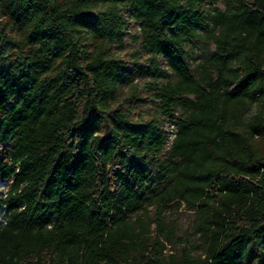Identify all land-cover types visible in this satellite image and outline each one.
<instances>
[{"label":"trees","instance_id":"trees-1","mask_svg":"<svg viewBox=\"0 0 264 264\" xmlns=\"http://www.w3.org/2000/svg\"><path fill=\"white\" fill-rule=\"evenodd\" d=\"M206 1L0 0V264H264V0ZM129 19L155 81L171 70L148 83L169 147L113 108ZM175 202L196 210L181 235Z\"/></svg>","mask_w":264,"mask_h":264},{"label":"rangeland","instance_id":"rangeland-1","mask_svg":"<svg viewBox=\"0 0 264 264\" xmlns=\"http://www.w3.org/2000/svg\"><path fill=\"white\" fill-rule=\"evenodd\" d=\"M225 0H207L204 8L207 11H211L214 8L223 10ZM3 21V17L0 12V22ZM9 33L12 35L13 32L9 29ZM140 41V28L137 22L129 19L127 26V33L124 39V46L122 48L116 45L112 46V52L115 53L121 61L125 64L128 70L132 73V85L135 95L138 100H134L130 95L131 87L129 84H125L124 87L119 91L118 100L113 105L114 109H123L128 112L133 119L139 117L143 119L156 117L163 125L164 129L168 133V143L166 147H169L175 131L176 123L170 122L166 117H163L157 110V99L148 91V83L157 82L167 83L168 80H172L171 70L169 69L168 63L161 56L156 58L157 64L166 69L170 77H161L155 81L154 77L151 76L150 71L147 68L152 60L150 53L141 51L139 48ZM215 44L209 39L201 40L196 46L189 49L188 60L191 64V68L196 73L199 64L205 60L209 54L215 49ZM131 89V90H130ZM181 109L177 110L180 113ZM9 181L0 182V199L3 198L8 190ZM150 215L153 214L154 207H148ZM165 219L174 227L178 235L184 234L186 231H190V227L193 225L196 219V210L184 202H175L168 204L164 207ZM3 222V218L0 217V225ZM154 227V224L152 225ZM193 243H199L197 235L191 236ZM205 252V246L199 247L194 254H201L203 256Z\"/></svg>","mask_w":264,"mask_h":264}]
</instances>
